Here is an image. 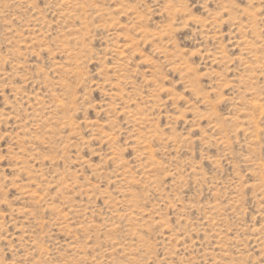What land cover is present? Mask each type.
I'll use <instances>...</instances> for the list:
<instances>
[{
  "label": "rangeland",
  "instance_id": "rangeland-1",
  "mask_svg": "<svg viewBox=\"0 0 264 264\" xmlns=\"http://www.w3.org/2000/svg\"><path fill=\"white\" fill-rule=\"evenodd\" d=\"M0 264H264V0H0Z\"/></svg>",
  "mask_w": 264,
  "mask_h": 264
},
{
  "label": "bare ground",
  "instance_id": "bare-ground-1",
  "mask_svg": "<svg viewBox=\"0 0 264 264\" xmlns=\"http://www.w3.org/2000/svg\"><path fill=\"white\" fill-rule=\"evenodd\" d=\"M85 7V6H84ZM259 106V105H258ZM259 124V123H258ZM219 131V130H218ZM31 187V186H30ZM224 244V243H223ZM55 248V247H54ZM220 249V248H219ZM57 252V251H56Z\"/></svg>",
  "mask_w": 264,
  "mask_h": 264
}]
</instances>
